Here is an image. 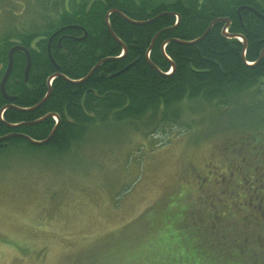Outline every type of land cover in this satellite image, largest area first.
I'll use <instances>...</instances> for the list:
<instances>
[{
    "label": "rangeland",
    "instance_id": "374dc122",
    "mask_svg": "<svg viewBox=\"0 0 264 264\" xmlns=\"http://www.w3.org/2000/svg\"><path fill=\"white\" fill-rule=\"evenodd\" d=\"M43 1L0 0V35L41 33ZM256 86L228 91L222 104L184 99L139 119L97 122L72 151L22 142L1 151L0 264H168L169 254L181 264H264V247L252 242L264 227L240 217L236 229L225 224L228 236H218L216 226L199 221L201 207L186 211L184 199H174L175 189L188 191L178 182L189 163L219 152L248 166L261 145L255 137L264 135V91L255 95ZM238 201L235 190L226 196L215 188L203 206L221 220L255 213L232 207ZM195 234L194 249L176 243Z\"/></svg>",
    "mask_w": 264,
    "mask_h": 264
},
{
    "label": "trees",
    "instance_id": "16d2710c",
    "mask_svg": "<svg viewBox=\"0 0 264 264\" xmlns=\"http://www.w3.org/2000/svg\"><path fill=\"white\" fill-rule=\"evenodd\" d=\"M40 9H46L41 33L9 29L0 35V77L12 46L27 48L31 58L24 82L25 57L20 51L13 54L5 92L14 100L7 101L0 94V110L7 107L0 114V137L13 133L42 140L55 125L56 129L45 145L34 146L16 137L0 142V152L20 142L31 148L72 151L92 125L109 118L139 119L184 99H218L222 104L228 91L241 94L258 84L255 95L264 91V52L259 59L264 49V0H46ZM110 10L134 22H150L133 24L111 13L108 24L116 41L105 24ZM226 18L227 33L223 32L225 23L219 22L196 41L211 21ZM69 25L79 29L60 32L65 37L59 44L57 39L50 44L51 61L47 39ZM56 74L49 86L48 78ZM48 89L44 103L23 111L38 104ZM48 114L58 121L49 117L30 126L6 125L34 122ZM187 238L182 235L176 243H191L194 249L196 234ZM169 257L168 264L182 263L178 254Z\"/></svg>",
    "mask_w": 264,
    "mask_h": 264
},
{
    "label": "flooded vegetation",
    "instance_id": "af4514ba",
    "mask_svg": "<svg viewBox=\"0 0 264 264\" xmlns=\"http://www.w3.org/2000/svg\"><path fill=\"white\" fill-rule=\"evenodd\" d=\"M59 34L53 38V40L57 39L56 44H59L60 40L65 37L64 35ZM255 138H259V141L256 140V142L257 144L261 143V145L260 149H258L259 151H252V153H250V163L248 166L243 159L240 163V158L237 156H229L227 153L216 152L215 155L207 156L206 160L201 164L189 163L187 168L181 172L182 176H180L178 183H182L184 190L188 191L182 192V196H180V191H182V189L180 190L181 187L174 190V199L178 198L180 200L179 197H182L185 205H188L186 211H190L196 206L202 208L200 211L202 219L200 218L199 221L202 220V225L203 223H207L210 228L216 226L217 229L212 231L218 236H228L225 232L227 230H224L225 224L227 223L232 226L231 228L236 229L235 226L241 222L240 217L243 218V222L248 221L252 226L264 227V214H258L256 209L258 208L262 210V201L264 200V156L263 161L260 162L262 164L261 171L263 172L258 173L256 171V169L258 170L260 167L257 160L259 158V152L264 154V151H261V146L264 145V135ZM254 159L256 162L255 164H252ZM250 166L251 169H249ZM247 167L248 170L246 171L245 169ZM199 176L200 180L197 179ZM215 188L218 190L219 194L226 196L233 194V190H235V196L239 201L235 203L234 206L232 205V207L243 206L245 209H248V207H255V213L246 215L227 214V218L226 215H224L222 220L214 217L213 213L208 211V207L203 206V202L212 196ZM241 188L243 189L242 196H240ZM241 199L247 201V203H245V201L243 202ZM253 202H255V204H253ZM196 213V211L193 212L194 218H196ZM203 227H205V225ZM203 227L199 228L203 229ZM208 236L209 235H206L205 237ZM245 240H247V238H245ZM249 242L250 240L248 243ZM252 242L255 243L256 246L259 245L260 247H264V234L257 235Z\"/></svg>",
    "mask_w": 264,
    "mask_h": 264
},
{
    "label": "water",
    "instance_id": "95a60500",
    "mask_svg": "<svg viewBox=\"0 0 264 264\" xmlns=\"http://www.w3.org/2000/svg\"><path fill=\"white\" fill-rule=\"evenodd\" d=\"M241 9H242V8H239L237 11H239V10H241ZM245 9H248V10H251V11L254 12V10H252V9H249V8H245ZM111 13H116V14H118L120 17H122L124 20H126V21H128V22H130V23H133V24L143 25V24H146V23L150 22V21H148V22H134V21H131V20H129L128 18H126V17H125L123 14H121L119 11H117V10H110V11L105 15V24H106V27H107L108 32H109L110 35L113 37V39L116 40V41H118V39L115 37V35H114L113 32L111 31V29H110V27H109V24H108V16H109ZM158 16H160V15H158ZM156 18H157V17H156ZM156 18H154V19H156ZM154 19H153V20H154ZM179 20H180V18L177 16V17H176V21H177V23L179 22ZM219 22L225 23L223 30H225V29L228 27V25H229V19H227V18H226V19H215V20H213V21H211V22L209 23V25L207 26V28H206V30L204 31V33H203V34H202V35H201L196 41L201 40V39L203 38V36H205V34L211 29V27H212L214 24L219 23ZM66 29H79V27H77V26H75V25H69V26H66V27H62V28L57 29L56 31H54V32L49 36L48 41H47V54H48V57L50 58L51 61H52V58H51L50 50H49L50 42L53 40V38H54L57 34H59L60 32H62L63 30H66ZM229 37L231 38V36H229ZM153 41H154V39H153L152 42H151L150 48L152 47ZM196 41H195V42H196ZM243 42H244V46H245V41L243 40ZM18 51H20V52L23 53V55H24V57H25V61H26L25 68H24V82L27 81V74H28V72H29V68H30V65H31V58H30V54H29V51H28L27 48H25V47H23V46H20V45H14V46H12V47L8 50V52H7V65H6V69H5L3 75H2V77H1V79H0V94H1V96H2L5 100L10 101V102L14 100V97H11V96H9V95L6 94V92H5V84H6V81L8 80L9 75H10V73H11V69H12V65H13V54H14L15 52H18ZM122 51L125 52V48H123ZM243 51H244V49H243ZM263 52H264V49H263V51L261 52L259 59H261V57H262V55H263ZM243 55H244V52H243ZM100 63H101V62H100ZM100 63L96 64V65H95V66L89 71V73L87 74V76H86L83 80H85V79H86V78H87V77L93 72V70H95V69L99 66ZM150 65H151L153 68H155L152 64H150ZM55 76H59V75L56 74V75L51 76V77L48 78V85H49V86H50V81H51L52 78H54ZM49 93H50V89H48L47 94L45 95V97H44V98H43L38 104H36V105L33 106V107H30L29 109H24L23 111H31V110H33V109L39 107V106H40L42 103H44V101L48 98ZM8 107H12V106L8 105ZM6 108H7V107H4L3 109H1V110H0V114H1V113L3 112V110L6 109ZM52 116H54V115H52V114H48V115L44 116L43 118H41V119H39V120H37V121H34V122L21 123V124H19V125H10V124H6V125H7V127H12V128H13V127H17V126H21V125H28V126H30V125H35V124H37V123H39V122H41V121H43V120H45V119H47V118H49V117H52ZM0 119L2 120L1 117H0ZM57 121H58V120H57ZM55 129H56V125H55L54 128L50 131V133L48 134V136H47L45 139H42V140H33V139H31V138H29V137H26V136H24V135L10 133V134H7V135H5V136L0 137V142H2L3 140H7V139H11V138H16V137H17V138H23V139L27 140L30 144H32V145H34V146H42V145H45V144L48 143V141L51 139V137H52V135H53Z\"/></svg>",
    "mask_w": 264,
    "mask_h": 264
}]
</instances>
